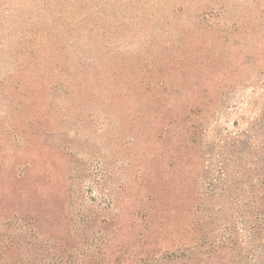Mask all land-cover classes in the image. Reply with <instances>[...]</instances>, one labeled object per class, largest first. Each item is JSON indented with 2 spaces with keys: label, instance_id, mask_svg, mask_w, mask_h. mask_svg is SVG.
Instances as JSON below:
<instances>
[{
  "label": "rangeland",
  "instance_id": "1",
  "mask_svg": "<svg viewBox=\"0 0 264 264\" xmlns=\"http://www.w3.org/2000/svg\"><path fill=\"white\" fill-rule=\"evenodd\" d=\"M264 0H0V264H264Z\"/></svg>",
  "mask_w": 264,
  "mask_h": 264
},
{
  "label": "trees",
  "instance_id": "2",
  "mask_svg": "<svg viewBox=\"0 0 264 264\" xmlns=\"http://www.w3.org/2000/svg\"><path fill=\"white\" fill-rule=\"evenodd\" d=\"M263 201H264V197H263ZM261 207H262V212H263V215H264V204Z\"/></svg>",
  "mask_w": 264,
  "mask_h": 264
}]
</instances>
